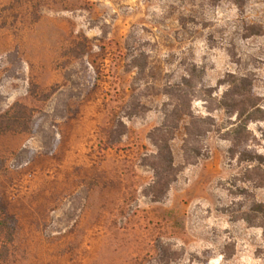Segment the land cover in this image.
<instances>
[{"label":"rangeland","instance_id":"374dc122","mask_svg":"<svg viewBox=\"0 0 264 264\" xmlns=\"http://www.w3.org/2000/svg\"><path fill=\"white\" fill-rule=\"evenodd\" d=\"M3 115L0 264H264V0H0Z\"/></svg>","mask_w":264,"mask_h":264},{"label":"trees","instance_id":"16d2710c","mask_svg":"<svg viewBox=\"0 0 264 264\" xmlns=\"http://www.w3.org/2000/svg\"><path fill=\"white\" fill-rule=\"evenodd\" d=\"M4 117H5V115L1 116L0 121H2ZM160 147H161V153L159 154V158H160L161 162L168 164V165H171L172 159H171V154H169V145H167V143H165L164 145H161ZM5 225L6 224H5L4 220H0V229H4Z\"/></svg>","mask_w":264,"mask_h":264}]
</instances>
